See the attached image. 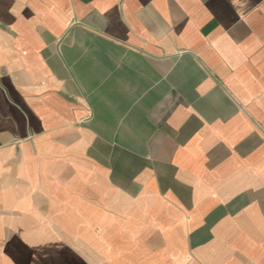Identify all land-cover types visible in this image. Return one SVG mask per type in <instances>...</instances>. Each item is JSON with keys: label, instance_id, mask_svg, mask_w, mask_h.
<instances>
[{"label": "crops", "instance_id": "1", "mask_svg": "<svg viewBox=\"0 0 264 264\" xmlns=\"http://www.w3.org/2000/svg\"><path fill=\"white\" fill-rule=\"evenodd\" d=\"M0 219L7 264H264V0H0Z\"/></svg>", "mask_w": 264, "mask_h": 264}, {"label": "rangeland", "instance_id": "2", "mask_svg": "<svg viewBox=\"0 0 264 264\" xmlns=\"http://www.w3.org/2000/svg\"><path fill=\"white\" fill-rule=\"evenodd\" d=\"M5 212H7V211H5ZM0 221H1V219H0ZM3 243L5 244L6 243V240L3 241L2 243H0V247L3 246ZM7 258L8 257L6 255L2 254V252L0 251V264H7V260H6Z\"/></svg>", "mask_w": 264, "mask_h": 264}]
</instances>
